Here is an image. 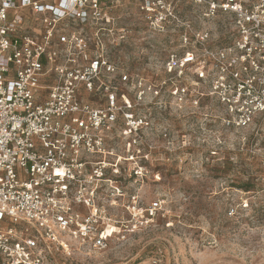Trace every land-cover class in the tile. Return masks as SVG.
Instances as JSON below:
<instances>
[{
  "label": "built area",
  "instance_id": "obj_1",
  "mask_svg": "<svg viewBox=\"0 0 264 264\" xmlns=\"http://www.w3.org/2000/svg\"><path fill=\"white\" fill-rule=\"evenodd\" d=\"M190 4L182 13L171 0H141L151 30L178 33L164 76L148 78L107 58L101 35L113 18L102 0H0V264H45L52 248L74 243L102 249L119 233L109 225L159 213V199L142 206L121 183L124 164L145 156L149 121L134 107L165 108L169 97L198 108L209 97L225 128L264 139V0ZM220 16L229 41L211 46Z\"/></svg>",
  "mask_w": 264,
  "mask_h": 264
},
{
  "label": "rangeland",
  "instance_id": "obj_2",
  "mask_svg": "<svg viewBox=\"0 0 264 264\" xmlns=\"http://www.w3.org/2000/svg\"><path fill=\"white\" fill-rule=\"evenodd\" d=\"M171 1L182 13L191 11L190 0ZM102 4L113 18L112 31L101 35L107 58L131 74L163 77L160 65L178 49V33L151 30L141 0ZM211 22L215 38L210 45L228 42L232 26L227 19ZM194 26L203 28L196 20ZM192 71L187 77L195 80ZM164 99L165 108L134 107L149 121L145 156L137 164L125 163L121 177L125 192L136 193L142 206L159 199V213L142 226L129 220L102 249L78 243L52 248L45 264H150L153 258L160 264H264V139L254 138L250 129L225 128L213 98L200 100L198 108L190 100L178 108ZM256 125L264 134V119Z\"/></svg>",
  "mask_w": 264,
  "mask_h": 264
},
{
  "label": "bare ground",
  "instance_id": "obj_3",
  "mask_svg": "<svg viewBox=\"0 0 264 264\" xmlns=\"http://www.w3.org/2000/svg\"><path fill=\"white\" fill-rule=\"evenodd\" d=\"M107 233H111L112 231L114 232H120V228L118 226H114V225H109L106 229Z\"/></svg>",
  "mask_w": 264,
  "mask_h": 264
}]
</instances>
